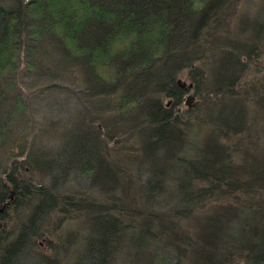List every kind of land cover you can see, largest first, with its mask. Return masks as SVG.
I'll use <instances>...</instances> for the list:
<instances>
[{
	"label": "trees",
	"instance_id": "obj_1",
	"mask_svg": "<svg viewBox=\"0 0 264 264\" xmlns=\"http://www.w3.org/2000/svg\"><path fill=\"white\" fill-rule=\"evenodd\" d=\"M238 4L0 0V264H264V0Z\"/></svg>",
	"mask_w": 264,
	"mask_h": 264
},
{
	"label": "rangeland",
	"instance_id": "obj_2",
	"mask_svg": "<svg viewBox=\"0 0 264 264\" xmlns=\"http://www.w3.org/2000/svg\"><path fill=\"white\" fill-rule=\"evenodd\" d=\"M257 2H258V0H239V4H238V13H239V15H238V17H237L236 14L233 15V23H232V27L233 28H235V29L237 28L238 20H240L239 19V16L241 14L245 13V9L248 8V11L252 12L256 8V3ZM188 95H193V99L191 100L192 103L189 106L190 107L189 108L187 106L186 102L184 101L185 106H187V108H189V109H191V108L193 109L194 117L195 118L197 117L198 119H202L203 117H206V115L208 113L207 112V109H205L204 107L199 108V105H200V102H201L200 97L198 98L197 95L191 89L186 94L185 99H186V97ZM58 96H60V95H57V97ZM55 98H56V94H50V95H48V96L45 97V103L47 105V108L52 104V102L54 101ZM44 107H45V105L42 104V108L40 110L42 111L44 109ZM200 133H201V131L196 132L195 134H193L191 136V138L193 139L194 142L196 140L199 141L198 138L201 137V135H202V133L201 134ZM47 145H49L48 142H47ZM42 178H44L43 179V182L44 183H48V181H49V178L48 177H42ZM39 179H40V177H39ZM170 188H173V187L171 186ZM167 191H168V189H167ZM159 201L163 205L164 204L166 205L165 201H163L162 198ZM40 243H41L40 246L43 249V246L42 245H44V240L41 239L40 240Z\"/></svg>",
	"mask_w": 264,
	"mask_h": 264
},
{
	"label": "water",
	"instance_id": "obj_3",
	"mask_svg": "<svg viewBox=\"0 0 264 264\" xmlns=\"http://www.w3.org/2000/svg\"><path fill=\"white\" fill-rule=\"evenodd\" d=\"M193 96L189 95L186 99V103H188L189 105H191L190 101L192 100Z\"/></svg>",
	"mask_w": 264,
	"mask_h": 264
},
{
	"label": "bare ground",
	"instance_id": "obj_4",
	"mask_svg": "<svg viewBox=\"0 0 264 264\" xmlns=\"http://www.w3.org/2000/svg\"><path fill=\"white\" fill-rule=\"evenodd\" d=\"M184 85V84H183ZM189 96V95H188ZM187 96V97H188ZM191 96H193V95H191ZM187 97H186V99H187ZM186 99L184 100L185 102H186ZM193 99V98H192ZM190 103H192L191 101H190ZM187 104V106L189 107L190 105L188 104V103H186ZM190 108V107H189Z\"/></svg>",
	"mask_w": 264,
	"mask_h": 264
}]
</instances>
